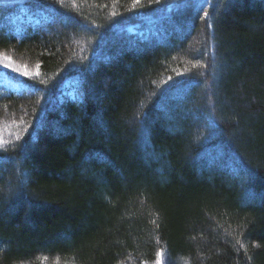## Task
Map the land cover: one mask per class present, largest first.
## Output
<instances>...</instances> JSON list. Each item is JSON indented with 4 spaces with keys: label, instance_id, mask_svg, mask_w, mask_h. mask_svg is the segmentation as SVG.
I'll return each instance as SVG.
<instances>
[{
    "label": "trees",
    "instance_id": "1",
    "mask_svg": "<svg viewBox=\"0 0 264 264\" xmlns=\"http://www.w3.org/2000/svg\"><path fill=\"white\" fill-rule=\"evenodd\" d=\"M0 141V264H264V0H0Z\"/></svg>",
    "mask_w": 264,
    "mask_h": 264
},
{
    "label": "snow or ice",
    "instance_id": "2",
    "mask_svg": "<svg viewBox=\"0 0 264 264\" xmlns=\"http://www.w3.org/2000/svg\"><path fill=\"white\" fill-rule=\"evenodd\" d=\"M135 2L136 3H139L140 2V0H135ZM205 15H207V13H205ZM27 74V73H26ZM3 143V141H0V144H2Z\"/></svg>",
    "mask_w": 264,
    "mask_h": 264
}]
</instances>
